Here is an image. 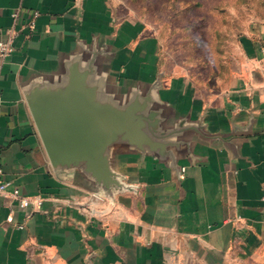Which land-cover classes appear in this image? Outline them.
Here are the masks:
<instances>
[{"label":"crops","instance_id":"obj_1","mask_svg":"<svg viewBox=\"0 0 264 264\" xmlns=\"http://www.w3.org/2000/svg\"><path fill=\"white\" fill-rule=\"evenodd\" d=\"M14 25L0 59V264H264L263 26L220 87L168 67L154 26L115 0H0V37ZM74 88L78 124L110 121L96 123L105 176L53 159L35 119V104L73 118ZM76 151L61 153L88 155Z\"/></svg>","mask_w":264,"mask_h":264},{"label":"rangeland","instance_id":"obj_2","mask_svg":"<svg viewBox=\"0 0 264 264\" xmlns=\"http://www.w3.org/2000/svg\"><path fill=\"white\" fill-rule=\"evenodd\" d=\"M115 4L154 26L161 59L168 67L220 87L235 68L242 39L264 27V0H115Z\"/></svg>","mask_w":264,"mask_h":264},{"label":"water","instance_id":"obj_3","mask_svg":"<svg viewBox=\"0 0 264 264\" xmlns=\"http://www.w3.org/2000/svg\"><path fill=\"white\" fill-rule=\"evenodd\" d=\"M74 94L75 88L71 92L69 100V108L74 119L70 118L69 120V118L66 116L60 119L58 118V115L55 118L50 116H43L41 112H43L44 109H40V107H38V104H35L33 107L35 119L38 123L41 134L44 135L45 145L49 150L50 156L53 159H75V161H77L80 158H87L91 161L94 169L100 172L102 176H105L104 174H106L107 161L99 156V151L103 146V136L105 137L107 135L108 128L104 125H96V123H110V121L109 119H102L98 121L90 119L87 122H83V124H78L75 120H78L80 117L74 116V106L76 102ZM62 122H64L65 124H63ZM62 128H67L72 131V134H70L69 136L74 137V140L70 142L72 144H75L76 147H67L69 142L65 139L54 140L50 138V136L52 135H55L56 137H58L59 135L61 136L62 133L60 131H62ZM50 129H53L52 133L50 132ZM76 150H79V152L81 153L86 152L88 155L78 156L74 155V153H61L62 151L77 152ZM108 173H110V171L107 172V175Z\"/></svg>","mask_w":264,"mask_h":264},{"label":"built area","instance_id":"obj_4","mask_svg":"<svg viewBox=\"0 0 264 264\" xmlns=\"http://www.w3.org/2000/svg\"><path fill=\"white\" fill-rule=\"evenodd\" d=\"M37 15H38L37 11L30 13L29 18L24 23V25L28 28L30 32L34 29L35 18L37 17ZM11 16L13 17L15 21V25H16L20 17V12L18 10H14L12 11ZM15 25L7 29L4 32L5 33L4 36L0 37V59L1 60H4L7 56H9L14 49V41L18 34V29ZM181 170L184 171L185 169L182 168ZM8 185H9L8 181H4V182L0 181V191H4ZM34 201L36 202L37 205H41L42 203V200L39 196L34 197ZM20 203L22 206H28L31 203V199L29 197H21Z\"/></svg>","mask_w":264,"mask_h":264}]
</instances>
